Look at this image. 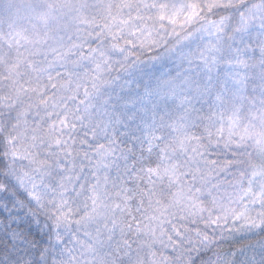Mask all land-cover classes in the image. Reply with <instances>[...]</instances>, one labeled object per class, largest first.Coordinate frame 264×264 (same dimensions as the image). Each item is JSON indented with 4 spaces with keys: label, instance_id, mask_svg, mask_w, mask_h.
Segmentation results:
<instances>
[{
    "label": "snow or ice",
    "instance_id": "obj_1",
    "mask_svg": "<svg viewBox=\"0 0 264 264\" xmlns=\"http://www.w3.org/2000/svg\"><path fill=\"white\" fill-rule=\"evenodd\" d=\"M0 264H264V0H0Z\"/></svg>",
    "mask_w": 264,
    "mask_h": 264
}]
</instances>
